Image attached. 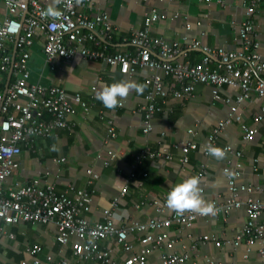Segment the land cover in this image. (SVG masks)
Here are the masks:
<instances>
[{
  "label": "crops",
  "instance_id": "0c3cea01",
  "mask_svg": "<svg viewBox=\"0 0 264 264\" xmlns=\"http://www.w3.org/2000/svg\"><path fill=\"white\" fill-rule=\"evenodd\" d=\"M59 2L48 0L46 6L53 5L58 9ZM79 2V10L87 16L108 13L117 29L112 52L131 54L136 52L135 47L122 43V39L133 31L142 30L146 14L151 11L167 14L166 19L153 23L154 36L181 42L189 34L204 45L239 51L238 29L246 19L249 7L247 0H231L226 7H221L215 0ZM7 16L10 15L6 0H0V20ZM185 19L193 24L190 32L185 29ZM254 21L260 53L264 57V2L256 4ZM33 40L28 61L30 82L45 87L57 86L69 94L79 93L89 106V111L76 106L77 112L69 117L71 129L58 130L49 138L37 139L31 147L24 146L17 158L19 167L7 182L8 186L18 188L41 178L43 183L54 182L59 192L65 191L70 184L88 189L94 195L92 210L88 215L90 220L104 222L105 212L111 211L115 222L119 224L143 223L150 218L174 214L166 206L163 213L159 214L157 203H165L171 187L194 174L201 178L200 186L206 201H223L227 195L224 169L229 165L240 175L242 182L257 188L254 197L264 199V171L254 167V161L264 154V121L253 142L244 140L240 123L236 120L228 123L221 133L217 146L222 149L226 145L232 146L243 153L241 158L233 154L226 155L223 160L205 157L203 151L209 145V137L218 124L229 120L230 113V105L214 97L211 85L196 84L194 95L188 100L175 99L169 93L164 111L153 120L154 130L145 134L141 108L150 89L148 79L153 74L150 69H138L129 75L122 73L119 67L101 61L84 60L79 56L71 60L56 58L48 61L44 54L43 34H37ZM182 45L180 54L171 59L172 63L198 62L205 55L201 49ZM13 80L12 71L3 75L1 97ZM119 81H134L143 85V91L137 93L131 90L122 100V106L108 109L97 99V93L105 85ZM166 81L170 87L173 86L171 77H167ZM220 93L223 97L236 100L240 90L223 86ZM261 106L262 102L257 96L241 105L240 113L247 125H252L254 117L261 114ZM12 113L15 114L14 111ZM110 125L116 129L114 138L109 136ZM187 143L196 144L197 148L188 149ZM53 144L57 146L56 151L52 150ZM151 153H157L156 159H146L147 165L137 172L138 164L134 168L135 156ZM165 154L169 155V159L164 158ZM185 157H188V163L184 162ZM263 163L260 161L256 166L262 167ZM88 168L99 175L98 179H93V183L89 182L90 177L86 173ZM124 188H127L126 194H123ZM247 221L246 210L241 207L234 208L227 215L220 212L200 217L191 228L172 225L167 229L153 230L152 234L158 237L166 232L171 240L176 241L172 252L182 254L196 264H208L207 260L222 264H264L260 254L261 245L252 237L243 236L241 245L233 244L239 234H246ZM55 235V223L39 225L21 222L8 226L7 233L0 235V264H19L29 259L28 251L35 245L42 247V259L53 255L55 261L66 257L70 264H102L92 259L80 260L70 245L64 247L57 243ZM139 237L140 240H136L137 236H132L136 249H151L148 264H160L161 253L168 252V249L165 246L154 248L153 242L146 241V233ZM204 237L213 238L221 245L217 246L213 241H201ZM127 256L121 250L115 256L117 264H125Z\"/></svg>",
  "mask_w": 264,
  "mask_h": 264
},
{
  "label": "built area",
  "instance_id": "2783aa9c",
  "mask_svg": "<svg viewBox=\"0 0 264 264\" xmlns=\"http://www.w3.org/2000/svg\"><path fill=\"white\" fill-rule=\"evenodd\" d=\"M47 1L6 0L10 16L0 20V86L4 74L9 71L14 74V80L7 87L4 96H0V235L7 233L8 226L21 222L39 225L55 223L56 242L64 247L70 245L74 255L80 260L92 259L102 264H117L115 256L122 250L128 255L124 260L125 264H148L151 249H136L132 238L136 235V240H140L139 236L146 233V241L153 242L154 248L165 246L168 249V252L161 253L160 264H196L182 254L172 252L176 241L171 240L166 232L155 237L152 231L167 229L172 225L191 228L197 219L209 215L174 213L167 217L161 215L150 218L143 223L119 224L115 222L112 212L106 211L104 222H93L88 215L92 210L94 195L88 189L76 188L70 184L65 191L59 192L54 182L43 183L41 178L18 188L7 185L19 167L17 158L22 154L24 146L31 147L37 139L49 138L58 130L71 129L69 117L77 112V107L89 111V106L79 93L69 94L57 86L45 87L30 82V49L34 43L33 38L41 33L45 38L44 54L48 61L56 58L71 60L79 56L84 60L101 61L119 67L122 73L129 75L136 73L138 69H150L153 72L148 79L150 89L141 108L145 134L154 130L153 120L164 111L169 93L175 99L188 100L194 95L196 84L211 85L214 97L230 105V113L229 120L218 124L214 129L209 137V144L217 146L226 125L234 120L240 123L244 140L253 142L264 121V57L260 53L254 21L256 4L264 0H247L249 7L246 19L238 29L241 44L239 51L204 45L189 34L181 42L154 36L153 23L166 19L167 14L151 11L146 14L142 30L133 31L122 39V43L135 47L136 52L132 54L112 52L117 29L108 13L87 16L79 10V0H60V15L53 18L46 14ZM215 1L221 7H226L231 2ZM26 10L28 14L23 19ZM197 25L200 26V23ZM192 28L193 24L185 19L186 31L190 32ZM182 44L201 49L205 55L198 62L172 63L171 59L180 54ZM167 77L173 79L172 87L168 85ZM223 86L239 89L240 95L236 100L223 97L220 93ZM254 96L262 102L261 114L254 117L252 125H247L243 121L240 107ZM108 132L111 138L117 135L113 125L109 126ZM187 146L188 149L197 148L192 143H187ZM223 149L227 155L233 154L237 158L243 156L242 152L232 146L226 145ZM203 154L205 157L210 156L205 150ZM156 157L157 153L135 156L134 168L144 160H155ZM164 158L169 159V155L165 154ZM188 161V157H185L184 162ZM260 161H264V154L254 161L255 169L262 168L264 171V163L262 167L256 166ZM224 172L227 177V195L223 201L214 199L211 202L219 209L217 214L222 212L227 215L234 208H245L248 216L246 234H239L233 244L241 245L243 236L252 237L261 245L260 254L264 262V199L254 197L257 188L242 182L240 175L230 165L225 167ZM86 173L90 177V183L99 178L91 168ZM126 192L127 188H124L123 194ZM165 206V203L159 201L157 212L163 213ZM200 240L221 245L219 241L209 237ZM28 252L30 258L19 264H70L66 257L60 261H55L53 255L42 259L40 245H35ZM207 261L208 264H222Z\"/></svg>",
  "mask_w": 264,
  "mask_h": 264
},
{
  "label": "clouds",
  "instance_id": "9594fccd",
  "mask_svg": "<svg viewBox=\"0 0 264 264\" xmlns=\"http://www.w3.org/2000/svg\"><path fill=\"white\" fill-rule=\"evenodd\" d=\"M46 14L55 18L60 15V12L55 6L50 5L46 9ZM131 90L141 93L143 85L134 81L114 82L105 85L97 93V99L101 101L104 107L114 109L122 103V100L128 96ZM52 150H57L55 144L52 145ZM205 151L217 160H223L227 155L224 149L213 144L207 145ZM114 178L121 181L119 178ZM200 183L201 178L197 174L190 175L175 183L166 194V207L177 215H183L185 212L196 213L201 216L216 215L219 209L213 202L205 200Z\"/></svg>",
  "mask_w": 264,
  "mask_h": 264
},
{
  "label": "trees",
  "instance_id": "16d2710c",
  "mask_svg": "<svg viewBox=\"0 0 264 264\" xmlns=\"http://www.w3.org/2000/svg\"><path fill=\"white\" fill-rule=\"evenodd\" d=\"M146 162H147V161L144 160L141 164H139L138 167H137V170H136V171L139 172L141 167L143 168V166L147 165ZM147 163H148V162H147ZM147 176H148V173H147V175H146L145 177H147Z\"/></svg>",
  "mask_w": 264,
  "mask_h": 264
},
{
  "label": "water",
  "instance_id": "95a60500",
  "mask_svg": "<svg viewBox=\"0 0 264 264\" xmlns=\"http://www.w3.org/2000/svg\"><path fill=\"white\" fill-rule=\"evenodd\" d=\"M28 14V10L25 11L24 17L23 19L26 17V15ZM8 87V86H7Z\"/></svg>",
  "mask_w": 264,
  "mask_h": 264
}]
</instances>
